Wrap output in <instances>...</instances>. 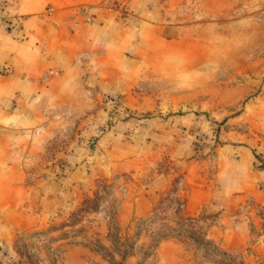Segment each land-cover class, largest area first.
Instances as JSON below:
<instances>
[{
	"label": "rangeland",
	"instance_id": "1",
	"mask_svg": "<svg viewBox=\"0 0 264 264\" xmlns=\"http://www.w3.org/2000/svg\"><path fill=\"white\" fill-rule=\"evenodd\" d=\"M160 2L167 47L209 69L106 91L38 139L0 264H264V0Z\"/></svg>",
	"mask_w": 264,
	"mask_h": 264
},
{
	"label": "crops",
	"instance_id": "2",
	"mask_svg": "<svg viewBox=\"0 0 264 264\" xmlns=\"http://www.w3.org/2000/svg\"><path fill=\"white\" fill-rule=\"evenodd\" d=\"M119 3L132 12L119 16ZM166 11L160 0H0L1 212L37 184L29 166L38 161V139L60 131L66 117H88L106 91L182 71L200 80L197 71L209 68L187 65L183 47H167L179 28L164 22Z\"/></svg>",
	"mask_w": 264,
	"mask_h": 264
}]
</instances>
